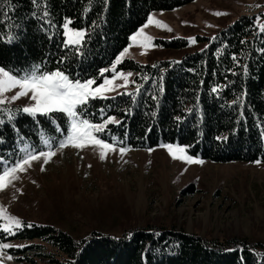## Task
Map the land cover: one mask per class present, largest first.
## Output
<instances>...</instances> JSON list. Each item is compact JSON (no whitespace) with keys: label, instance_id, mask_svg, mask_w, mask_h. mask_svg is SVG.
Segmentation results:
<instances>
[{"label":"trees","instance_id":"1","mask_svg":"<svg viewBox=\"0 0 264 264\" xmlns=\"http://www.w3.org/2000/svg\"><path fill=\"white\" fill-rule=\"evenodd\" d=\"M193 1L39 0L34 5L32 0H0V66L20 70L46 61L47 69L60 67L72 77H98L100 69L111 66L149 15ZM45 5L47 17L43 15ZM261 16L263 19L245 15L215 36L199 38L203 49L184 56L178 63L139 65L126 61L124 68L138 73L137 102L122 94L92 100L86 109L89 119L98 122L103 109L105 115L120 121L108 123L99 136L109 142L115 137L133 149L169 143L188 146V154L211 162L264 161V32L260 31L264 14ZM65 17L71 18L74 28L88 30L82 56L61 47L60 25ZM10 36L14 37L11 41ZM187 45L186 40H176L166 43L165 48L181 49ZM233 54L238 64L233 61ZM62 55L67 60L61 64ZM245 65L247 76L243 72ZM145 76L147 80L143 79ZM214 86H219L217 92L211 91ZM242 93H246L243 109L233 104ZM55 115L66 129L63 114ZM177 116L182 119L178 121ZM15 123L37 147L41 127L50 135H57L46 116L33 119L21 113ZM0 136L5 140L0 144V156L19 151L9 124L0 126ZM23 236L41 239L53 247L56 253L44 258L55 264H264L262 242L240 238L208 240L173 229L160 233L138 230L125 238L93 233L89 239L75 242L52 227L35 226ZM39 249L36 244L26 253H19L31 263L29 252L39 254ZM58 255H63V260L55 261Z\"/></svg>","mask_w":264,"mask_h":264},{"label":"rangeland","instance_id":"2","mask_svg":"<svg viewBox=\"0 0 264 264\" xmlns=\"http://www.w3.org/2000/svg\"><path fill=\"white\" fill-rule=\"evenodd\" d=\"M261 13L264 0H194L180 8L152 13L153 22L147 19L138 29L151 38L150 46L141 47L140 37L130 40L128 52L115 69L132 72L129 80L135 83L125 89L117 79L113 83L121 87L105 95L114 98L117 93L137 90L138 73L125 69L126 61L139 65L180 62L203 49L199 38L215 36L245 15L262 18ZM176 40H186L188 45L165 48ZM106 69L94 77V87L112 76L111 66ZM27 103V97H21L12 107L22 108ZM148 149L129 147L123 155L110 151L101 160L94 146H69L47 164L42 159L33 161L27 171L17 173L19 179L0 190V206L23 224L14 229V235L0 231V241L13 245L4 250L11 260L0 257L4 264H55L44 258L56 253L53 247L23 236L35 226L52 227L75 242L89 239L93 233L125 238L138 230L160 233L173 229L208 240L240 238L264 244V161L219 163L198 157L203 163L189 164L173 159L161 145L151 152ZM36 244L39 254L28 251L30 263L19 251L26 253ZM56 260H63V255Z\"/></svg>","mask_w":264,"mask_h":264},{"label":"snow or ice","instance_id":"3","mask_svg":"<svg viewBox=\"0 0 264 264\" xmlns=\"http://www.w3.org/2000/svg\"><path fill=\"white\" fill-rule=\"evenodd\" d=\"M34 5H38L39 0H32ZM43 15L47 17L49 15L46 10ZM215 15H222L223 13H214ZM259 19V17L257 18ZM148 22H153V17L149 15ZM50 27L55 28L56 25L51 24L50 21H45ZM95 23V22H93ZM159 25L160 22H155ZM71 18L65 17V22L60 25L63 29L62 36L63 41L61 43L62 48H69L74 50L77 57L83 55V47L88 38V30L86 28H73L70 27ZM146 26V25H145ZM260 31L264 32V25L260 26ZM142 38L141 47L147 48L150 46V37L146 36L142 31L138 30L133 33L129 40H137ZM14 37L10 36L9 41ZM52 39V36H49ZM191 42H194V38H191ZM128 47L121 50L114 58L111 68L113 74L110 78L105 77L102 84L94 87L95 78L87 77L80 78L79 76L72 77L70 73L66 72L60 67L54 69L46 68V61L40 63H34L26 69L13 70L6 69L4 66H0V126L9 124L16 134V145L19 151H13L8 157L0 156V190H3L8 185L12 184L14 180L19 179L17 173L25 172L32 166L33 161L43 160V164H47L58 151L63 150L66 147H73L75 149H82L86 146H94L100 151V159H105L106 155L110 151H117L123 155L129 151V146H126L121 141H117L115 137H112L111 142L102 139L97 133L104 131L105 126L110 123H120V121L112 116L105 115L104 110L100 109V120L97 122L88 118L86 111L87 106L92 100L97 98L108 99L105 93L114 91L116 88L121 87L119 84L113 82L117 79L123 81V87L127 88L129 83H135L130 81L129 77L133 75L132 72L124 73L123 71H115L116 65L121 62V58L128 52ZM264 51V49H261ZM233 61H236L235 54L232 56ZM67 60V56L62 55L59 63H64ZM173 63H178L174 61ZM155 67V66H154ZM108 71V69H100L101 73ZM227 71H232L228 69ZM244 75H248V66H243ZM235 74V73H233ZM143 79L147 80L145 76ZM219 86H214L211 91L217 92ZM13 90L14 93H13ZM8 93H13L7 95ZM118 95H127L131 98L133 103L137 102V96L139 95V89L135 92L117 93ZM244 95L242 93L240 97H237L233 101V104H238L241 109L244 107ZM21 97H27L29 103L25 104L22 108H13L12 105ZM155 100L156 97L152 96ZM191 111V109L189 110ZM27 114L33 119L37 114L48 117L50 123L55 127L56 136L50 135L45 129L41 127L39 131L40 147L34 146V144L25 137L20 129L17 127L15 121L21 114ZM56 113H62L66 123V129L60 123H58L59 117ZM155 115V113H153ZM243 117V111L240 113ZM179 121L182 117L177 116ZM217 139H220L217 137ZM5 140L0 136V144ZM162 147L166 148L173 159H179L186 163H203L198 157L189 155L186 151L188 146L163 144ZM152 151L151 148L148 149ZM254 163H261L260 160L254 161ZM43 171V165L41 166ZM31 226V225H29ZM23 227L19 218L14 215H10L7 210L0 206V231L14 235V229ZM131 236V234H129ZM13 247V245L0 241V257H4L7 260H11L12 256H5L4 250ZM4 258H0V264H4Z\"/></svg>","mask_w":264,"mask_h":264}]
</instances>
